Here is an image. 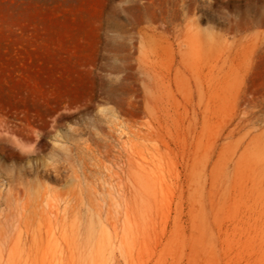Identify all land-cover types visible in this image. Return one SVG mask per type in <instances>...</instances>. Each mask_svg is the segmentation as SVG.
I'll return each instance as SVG.
<instances>
[{
  "label": "rangeland",
  "instance_id": "obj_1",
  "mask_svg": "<svg viewBox=\"0 0 264 264\" xmlns=\"http://www.w3.org/2000/svg\"><path fill=\"white\" fill-rule=\"evenodd\" d=\"M250 20L264 41V0H0V264H264V148L232 158L264 140ZM191 34L256 66L209 73Z\"/></svg>",
  "mask_w": 264,
  "mask_h": 264
},
{
  "label": "bare ground",
  "instance_id": "obj_2",
  "mask_svg": "<svg viewBox=\"0 0 264 264\" xmlns=\"http://www.w3.org/2000/svg\"><path fill=\"white\" fill-rule=\"evenodd\" d=\"M258 24H261V23L258 21H255V20H250V21H248V23L243 24L242 27L237 30L238 35H240L239 38H235L233 40V43H242L243 41L250 43L252 40H255L254 43L258 47V50L261 51V53H264V41H257V39H254L251 36L250 37L249 36L241 37V35L245 31H247L252 26H256ZM185 38L186 39H183V41L185 42L187 47L189 49L195 50L196 52H198L200 54L201 57H203V60L205 61L204 65L208 69L209 73L215 72L216 75H221V76L224 75L225 76L230 71L240 70L243 72V74H244L243 76L247 77L248 74L256 66L254 63V58H252V56H251L252 52L247 53V54L238 55L236 52H233L230 49H222V48H220L219 41L213 35L191 34V35H187ZM151 54H152L151 56L153 57V59L148 57L149 61H147V63L145 64L146 65L145 68H147L146 71H148V73L151 75V77L153 79H155L156 81H159L162 79V77L160 75V72L157 70L158 63H159L158 59H157L158 57H157V54L152 52V51H151ZM257 106L258 105H254V103L253 104L251 103L249 105V109H245L243 111L242 116L238 118L237 122H235L233 125H231V127L226 131L225 139L233 137L235 133H238L240 130H242L243 128H245L251 124L254 125V123L256 121H253V118L257 117L255 114L257 111H259V110H257V111L255 110V108ZM257 120H260V119H257ZM254 143H256L255 148H257V149L261 148V147L264 148V140H261L260 135H256V136H253L248 141L247 145L242 146L239 144L237 147H235L233 152H232V154H233L232 158L237 156L236 162L240 161L245 156V154L247 152L248 144L250 145V144H254ZM226 144L227 143L222 144L221 150H225L227 148ZM239 148H242V150L237 155V151ZM46 206H47V204H46ZM24 210L26 211V209H24ZM24 210H23V212H24ZM17 211H19V210H17ZM23 212H21V213H23ZM0 227H2V226H0ZM1 229H3V228H1ZM3 232H5L4 229H3ZM2 244H4V241L2 242ZM5 244H6V241H5ZM6 247H7V255H10L11 254V246L8 244Z\"/></svg>",
  "mask_w": 264,
  "mask_h": 264
}]
</instances>
